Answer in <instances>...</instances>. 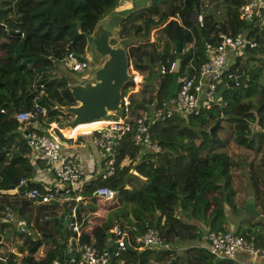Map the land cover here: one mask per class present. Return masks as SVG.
Returning <instances> with one entry per match:
<instances>
[{
  "label": "trees",
  "instance_id": "1",
  "mask_svg": "<svg viewBox=\"0 0 264 264\" xmlns=\"http://www.w3.org/2000/svg\"><path fill=\"white\" fill-rule=\"evenodd\" d=\"M119 1L0 0V22L5 25V29L0 25V230L7 226L1 220L5 206L23 218L26 226L30 221L23 211L26 204H20V199H25L23 193H10V186H17L22 178L29 179L26 190L35 188L43 194L52 187L46 188L32 180L34 168H42L43 164L39 157H32L25 136L32 129L41 131L48 123L63 117L49 108L52 100L60 105L72 102L65 79L55 76L54 63L61 61L68 50L80 57L84 37L76 32V23L81 32H89L93 23ZM241 2L151 0L148 7L130 13L120 22L121 36H128L131 31L137 36H148L154 27L166 36L163 41L157 36L127 47L131 69L146 70L148 79L153 63L158 69L148 100H144L148 84H142L138 92L128 95L130 117L173 97L178 87L177 76L197 75L198 67L207 59L205 41L215 43L217 34L225 32L231 36L241 35L244 43L227 50L221 80L216 85L222 95L220 103L210 109L199 107L187 115H164L151 122L148 134L158 151L134 143L131 127L112 146V172L105 177L98 172L82 180L73 191L82 199L64 201L68 213L71 206L75 207L76 224L86 218L78 229L76 245L85 242L106 249L108 240L112 238L114 243L115 238L109 229L117 226L126 244L113 260L122 257L123 264H162L170 258H173L172 264H190V261L243 264L217 257L204 246L188 243L203 233L226 230V207L237 215L244 212V201L241 199L237 205L234 199L242 188L235 182L243 175L249 149L259 153L258 167L264 175V87L260 88V79L264 78V0L260 1L257 13L247 20L239 17ZM214 6H218V14ZM193 7L201 14V25L189 20ZM170 32H174L172 37L167 36ZM179 34L184 49L176 53L174 44ZM231 56L232 61L227 63ZM175 57H179L177 69L168 71ZM161 67L164 72L160 71ZM237 75H242L240 81L236 80ZM130 85L132 82H127L122 93ZM257 93L263 95L262 99L255 107H250L246 99ZM33 103L46 108L44 121L37 116V127L32 125L33 118L23 122L15 118ZM52 130L60 141H67L58 129ZM100 162L106 165L104 159ZM102 185L114 191L109 201L90 197L91 192ZM256 194L257 189H254L255 203ZM26 200L27 204L31 202ZM37 208L51 211L54 205L41 203ZM191 219L200 221L204 230L188 222ZM237 222L234 233L255 247H264V235L255 228L258 222L252 216L244 215ZM147 227L158 231L160 246H143L136 239ZM15 232L22 238L21 245L33 251L36 241L32 240L29 230ZM66 234L68 236L70 231ZM53 240L54 246L47 248L43 255L34 259L27 253L21 258V264H52L61 251L59 242ZM66 242L64 237L60 242L62 247ZM178 249H182L183 257ZM14 257V253L7 250L0 254V264H18Z\"/></svg>",
  "mask_w": 264,
  "mask_h": 264
},
{
  "label": "built area",
  "instance_id": "2",
  "mask_svg": "<svg viewBox=\"0 0 264 264\" xmlns=\"http://www.w3.org/2000/svg\"><path fill=\"white\" fill-rule=\"evenodd\" d=\"M261 0H242L239 6V17L242 19H250L260 6ZM196 22L201 25V14L197 13ZM0 25L5 29L4 23ZM244 43V38L241 35L231 36L228 33L220 32L217 34L215 43L208 41L204 42V49L207 53V59L200 64L196 74L180 75L176 77L177 90L175 95L167 100H163L159 105H151L149 108L140 111L137 115L130 117L128 112V95L133 90L132 85L125 89L122 93V108L121 114L111 117L106 121L90 129H81L73 134H66L58 129L62 136L70 142L76 141L78 136L90 135V141L95 147L96 154L100 161L105 160L106 168L102 169V177L107 176L112 172V146L125 134L131 127L133 128L132 139L134 143L144 145L152 151H158V146L152 143L148 134V126L155 119L161 118L164 115L168 116L172 113L187 115L197 111L199 107L210 109L215 103H220L222 95L216 88L220 82V74L227 56V50L236 49L241 43ZM184 48H181L183 51ZM65 67L74 73H80L86 66V62L80 57L75 56L74 52L68 50L61 60ZM173 62L170 63L168 71H172ZM164 72V68H160ZM140 83V75L135 71L132 83ZM37 116L42 121L46 118V108L33 103L30 109L18 112L15 118L20 121L35 119L33 126H38ZM132 118V124H130ZM52 128H56L54 123L48 125L41 131L32 129L26 133V143L32 149L33 157H39L42 160L43 168L51 173L54 180V185L47 193L41 194L37 189L31 188L25 190L23 195L26 199L39 203L59 201L63 202L68 199L78 200L82 197L74 194L73 191L79 188L83 175V166L79 155L75 151H65L62 148V142L54 134ZM57 129V128H56ZM24 180L20 178L18 184ZM72 192V193H71ZM114 191L112 188L102 185L96 187L90 197L102 201H109L113 197ZM75 207L71 206L69 214L74 219ZM14 211L5 206L4 214L1 220L15 225L17 230L25 231L26 222L23 218L13 213ZM72 231H76L78 235L79 224L68 223ZM109 231L115 236L113 247L116 249L109 258L106 249H100L92 243H81L75 246L77 257L74 264H123L124 258L119 257L113 260L118 254L119 249H123L126 242L122 236V232L117 226H112ZM136 239L143 245L160 246L161 240L158 231L154 228L147 227ZM77 236L75 238V242ZM206 248L217 257L233 258L234 253L242 249L249 253L264 256V247H255L251 242L246 241L241 235L234 231L226 229L224 231L209 232L206 234ZM52 264H58L55 259Z\"/></svg>",
  "mask_w": 264,
  "mask_h": 264
},
{
  "label": "water",
  "instance_id": "3",
  "mask_svg": "<svg viewBox=\"0 0 264 264\" xmlns=\"http://www.w3.org/2000/svg\"><path fill=\"white\" fill-rule=\"evenodd\" d=\"M151 0H121L113 5L107 12L102 14L92 25L89 32H81L78 23L75 30L78 34L83 35V47L80 58L86 62V66L80 73L69 71L63 62H55V76L65 79V87L68 89L72 102L70 104L60 105L52 100L49 108L59 112L63 117L54 122L57 129L67 130L69 133L80 125L102 122L115 117L122 113V90L127 82H131L134 74L129 72V60L127 47L139 41H147L148 36H137L133 31L128 36L120 35V22L130 13L141 8H146ZM197 10L192 8L189 14L191 22L196 21ZM181 34L177 36L174 44V51L181 52ZM248 44V42H245ZM179 63V57L173 61L172 71H176ZM242 75H237L236 80L240 81ZM217 124L209 127V132ZM70 134V135H71ZM29 179L10 186L11 189L18 193H24ZM27 200L20 199V204ZM243 211L246 215H258L254 206L253 196L248 195L244 200ZM54 221V234L56 236L65 235V232L56 227ZM72 215H67L66 224L73 223ZM86 222L82 219L80 226ZM47 234V233H45ZM76 231L70 234L69 244L62 247L61 241L58 247L61 248L55 261L58 264H74L77 257L75 249ZM112 245L107 246L108 256L112 258L115 252ZM173 258L162 264H172Z\"/></svg>",
  "mask_w": 264,
  "mask_h": 264
},
{
  "label": "crops",
  "instance_id": "4",
  "mask_svg": "<svg viewBox=\"0 0 264 264\" xmlns=\"http://www.w3.org/2000/svg\"><path fill=\"white\" fill-rule=\"evenodd\" d=\"M82 137L83 138L80 137L81 139L79 138L75 142H70V141L62 142V148L65 151H70V152L75 151L79 155L80 161L83 166L82 179L85 180L87 178L93 177L98 172H101L102 169L105 168V165L101 164L100 159L96 154L95 147L90 141V137H88L87 135ZM32 180L41 182L46 188L48 187V185H52V186L54 185L52 174L44 170L43 167L40 168L36 166L34 168V174ZM13 191L14 190L11 189L10 193H12ZM35 202L31 201L28 204L27 202L22 204V205L26 204V207L23 209V211L26 214H28V216L30 217L29 225L26 226V229L29 230V227L33 225L38 226V230H36L37 232L30 234L32 240L36 241L35 248L33 251H29L25 246L21 245L22 238L15 232V230H17L15 225L13 224L11 225L13 234L9 240H5L2 237V233L4 232L5 227L0 230V253L2 254L3 252L2 250L5 248L9 249L12 253H14L15 255L14 259L18 264H21V258L27 253L31 254L34 259H36L38 256L43 255L47 248H52L54 246L55 244L53 240L54 238L56 240L58 239L62 243L63 238L66 237L67 242L64 247H67L69 244L70 234L72 230L70 229L68 224L64 222L66 220L67 215H69V213L67 211L64 212L63 208L65 206L63 202L55 201L53 204L54 208L51 211L39 210L37 208V205L40 203L39 202L35 203ZM254 205H255V200H254ZM255 208L256 210H259L256 205ZM43 218L44 220H42ZM53 218H57L56 224L60 223V225H58L59 226L58 229L65 232V235L63 234L56 236L54 234L55 228H54V223L52 221ZM188 222H191L195 224L197 227H199L201 230H204V227L200 221L191 219L188 220ZM68 231H70V234L67 236L66 233ZM188 243L194 246L198 245V246L206 247V234L203 233L200 238L188 241ZM110 244H113V239L108 240L107 245ZM233 259L243 264H264V256L255 255L247 251H244L242 249H239L234 253Z\"/></svg>",
  "mask_w": 264,
  "mask_h": 264
},
{
  "label": "rangeland",
  "instance_id": "5",
  "mask_svg": "<svg viewBox=\"0 0 264 264\" xmlns=\"http://www.w3.org/2000/svg\"><path fill=\"white\" fill-rule=\"evenodd\" d=\"M214 8H215V13L218 14V6H214ZM175 27H176V24H173V28H175ZM156 28L157 27H154V28H152L149 31V35H148V37H149L148 40L149 41L153 40L157 36H160V41H163L164 38H166L164 33L163 32H159ZM173 35H174V32H170V33L167 34V36H169V37H172ZM128 59H129V57H128ZM232 59H233V56H231L227 60V63L232 61ZM129 72L135 74V70L130 68V61H129ZM54 73H55V68H54ZM138 74L140 75V83L139 82H135L132 85L133 90L130 93H136V92H138L141 89V85L142 84H148L149 85L148 89L145 91V95H144V100H148L151 97L152 88L155 86V81H157V79H156L157 78V74H158L157 65L155 63L152 64V69L150 71V79L147 78L149 75H147V71L146 70L138 72ZM261 86L264 87V78L260 79V88H261ZM132 95H134V94H132ZM262 97H263V95H260L259 93H257V94H255V95H253L251 97H248L246 99V102L249 104L250 107H255L257 104H259V102L261 101ZM96 125H98V124L96 123V124H93V125L81 127L79 129H77V131L81 130V129H90V128L96 126ZM254 128H255V126L253 127V129ZM63 132H64V130H63ZM81 138H83V137L81 136ZM143 149L146 150V148H143ZM246 160L248 162L246 161V164L243 166L244 167L243 170H242V174L243 175L242 176L240 175V179L235 182L236 185H239L242 188L240 189V191H238L239 193L234 197V199L236 201V204L239 205L238 203L240 202L241 199L244 201L248 195H252V193L254 192V189H257V194H256L257 198H256L255 205L259 209V210H257L258 211V215H251V216H252L254 221L258 222V225H255V228H257V230L261 231L264 234V208H263V201H264V194H263V192H264V175L260 173L259 167H258V165L260 163L259 153L258 152H254L253 150L249 149L248 154L246 156ZM237 162H239V160H237ZM105 167H106V165H105ZM95 200L96 201H101L99 199H95ZM253 200H254V198H253ZM32 202H35V201H32ZM54 202L55 201L51 200V202H45L44 204L49 205V204H54ZM63 209H64V212H66L65 207ZM34 211H36V210H34ZM13 213L16 214L15 211ZM244 215H246V214H244V212L240 213L239 215H237V214L232 212L231 208L226 207V209H225V220H226V223L225 224H227V226H226L227 229L234 231L235 227H237V225H236L238 223L237 221L239 220V218H243ZM42 220H44V218ZM4 223H6V225H8V226L5 227V230L2 233V237L5 240H9L11 238L12 234H13V231L11 229L12 223H7V222H4ZM53 223H54V221H53ZM58 225H60V223L56 224L57 228H59ZM36 230H38V226L33 225V226L29 227V233L30 234L36 233L37 232ZM178 246H180V245H178ZM7 250L10 251L9 249L5 248V249L2 250L3 251L2 253H5V251H7ZM181 250L182 249H179L178 252L183 257L184 254H182L180 252ZM186 256H187V258H189L188 254ZM190 262H191L190 264H194L192 261H190ZM179 263H181V261Z\"/></svg>",
  "mask_w": 264,
  "mask_h": 264
},
{
  "label": "bare ground",
  "instance_id": "6",
  "mask_svg": "<svg viewBox=\"0 0 264 264\" xmlns=\"http://www.w3.org/2000/svg\"><path fill=\"white\" fill-rule=\"evenodd\" d=\"M100 124L101 122H94V123H92V124H87V125H80V126H78V127H76L75 128V130L72 132V134L73 133H75L76 131H77V129H79V128H81V127H85V126H89V125H93V124ZM95 127V126H94ZM63 131V130H62ZM64 132H66L67 134H71V133H69L67 130H64Z\"/></svg>",
  "mask_w": 264,
  "mask_h": 264
},
{
  "label": "clouds",
  "instance_id": "7",
  "mask_svg": "<svg viewBox=\"0 0 264 264\" xmlns=\"http://www.w3.org/2000/svg\"><path fill=\"white\" fill-rule=\"evenodd\" d=\"M198 13V12H197ZM132 82V81H131ZM132 85H133V83H132ZM124 89V88H123ZM51 186V185H50ZM25 198V197H24ZM26 199V198H25ZM82 199V198H81ZM64 204V203H63ZM70 215V214H69ZM73 217V216H72ZM69 226V225H68ZM79 227H80V224H79ZM71 229V228H70ZM111 240H112V238H110ZM114 244V243H113ZM113 244H110V245H112L113 246ZM75 246H76V242H75ZM108 246V245H107ZM231 259H233V258H231Z\"/></svg>",
  "mask_w": 264,
  "mask_h": 264
}]
</instances>
